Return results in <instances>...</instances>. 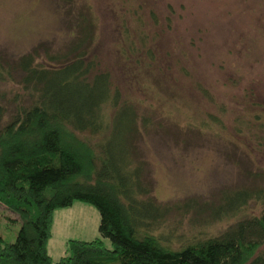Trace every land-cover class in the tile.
<instances>
[{"label": "rangeland", "instance_id": "1", "mask_svg": "<svg viewBox=\"0 0 264 264\" xmlns=\"http://www.w3.org/2000/svg\"><path fill=\"white\" fill-rule=\"evenodd\" d=\"M80 12L92 23L84 60L109 71L119 103L135 111L137 130L123 131L122 144H132L130 166L147 189L139 199L164 211L148 231L178 249L264 215V0H0V69L11 72L0 82L1 126L36 97L19 57L37 49L46 64V49L67 53ZM116 109L103 106L106 121ZM238 191L250 197L229 209ZM74 202L69 214L54 210L53 261L70 239L102 238L96 207ZM19 229V216L0 205L2 239L14 242Z\"/></svg>", "mask_w": 264, "mask_h": 264}, {"label": "trees", "instance_id": "2", "mask_svg": "<svg viewBox=\"0 0 264 264\" xmlns=\"http://www.w3.org/2000/svg\"><path fill=\"white\" fill-rule=\"evenodd\" d=\"M74 24L79 34L67 53L46 49L43 64L34 49L35 54L22 55L15 65L36 97L31 106L16 107L10 122L0 125V205L20 221L14 242L0 235V264H264L263 214L178 249L148 231L164 211L150 198L139 199L147 189L141 186L140 169L130 166L132 144H122L124 133L132 136L137 130L135 111L119 103L109 71L83 58L86 49H80L92 29L89 17L80 12ZM3 71L0 82L11 73ZM109 102L117 109L106 121L102 108ZM2 115L0 105V123ZM118 121L125 127L119 128ZM84 133L101 136L92 141ZM249 197L238 191L227 207L236 209ZM76 200L96 207L102 238L70 239L69 253L53 261L46 248L52 213Z\"/></svg>", "mask_w": 264, "mask_h": 264}, {"label": "crops", "instance_id": "3", "mask_svg": "<svg viewBox=\"0 0 264 264\" xmlns=\"http://www.w3.org/2000/svg\"><path fill=\"white\" fill-rule=\"evenodd\" d=\"M74 204H75V202H74L72 205H70L69 207L62 208V210L60 209V211H61V212L64 211L65 214H69V213H71L70 210L72 209L71 207H72ZM82 206H83V205H82ZM53 213H54V211H53ZM53 213H52V214H53ZM56 213H57V212H56ZM60 214L62 215L63 212L60 213ZM60 214L57 213V215H56L55 217H54V214H53L52 223H51V225H52V227H53V230L55 229V227H54V226H55V225H54V224H55V221H56V225H58V224L60 223L59 220H58L59 217H60ZM65 214H63V215H65ZM55 218H56V220H55ZM62 219H63V218H62ZM64 219L68 220L67 218H64ZM51 229H52V228H51ZM93 230H94V229H93ZM54 231H55V230H54ZM51 245H52V244H51ZM46 248H47V247H46ZM51 251H52L51 249H50V250L48 249V253H49V255H50ZM50 256H51V255H50Z\"/></svg>", "mask_w": 264, "mask_h": 264}]
</instances>
